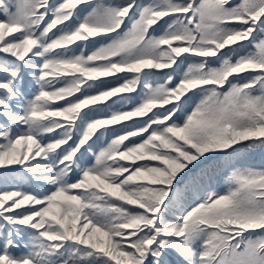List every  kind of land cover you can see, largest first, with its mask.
<instances>
[{
	"label": "snow or ice",
	"instance_id": "6c2138e0",
	"mask_svg": "<svg viewBox=\"0 0 264 264\" xmlns=\"http://www.w3.org/2000/svg\"><path fill=\"white\" fill-rule=\"evenodd\" d=\"M256 152L264 0H0V264H264Z\"/></svg>",
	"mask_w": 264,
	"mask_h": 264
},
{
	"label": "trees",
	"instance_id": "16d2710c",
	"mask_svg": "<svg viewBox=\"0 0 264 264\" xmlns=\"http://www.w3.org/2000/svg\"><path fill=\"white\" fill-rule=\"evenodd\" d=\"M144 2H147V0H144ZM234 2H238V0H234ZM98 46L97 44H89V51L93 48ZM186 66V65H185ZM119 75H123V74H119ZM159 77L162 78L163 73L158 74ZM109 80H115L114 77H109L107 78ZM156 81H154L155 83ZM135 95V94H133ZM100 115V114H97ZM94 148H98L99 147V143L93 145ZM87 155V154H86ZM89 159H91V157L89 156ZM240 159V166L242 167H254L257 169L260 168H264V153L262 152H256L253 155L247 156V157H242L239 158ZM230 174V172L225 171L224 169H221L220 172H218L215 176V178L212 180V184H214L217 189L215 190L214 188H211L212 191H223L226 188V179L227 176ZM211 184V185H212Z\"/></svg>",
	"mask_w": 264,
	"mask_h": 264
},
{
	"label": "rangeland",
	"instance_id": "374dc122",
	"mask_svg": "<svg viewBox=\"0 0 264 264\" xmlns=\"http://www.w3.org/2000/svg\"><path fill=\"white\" fill-rule=\"evenodd\" d=\"M211 188H214L215 190L217 189V187L214 184L211 185ZM219 192H222V191L219 190Z\"/></svg>",
	"mask_w": 264,
	"mask_h": 264
}]
</instances>
